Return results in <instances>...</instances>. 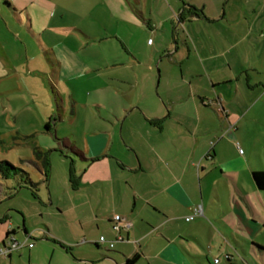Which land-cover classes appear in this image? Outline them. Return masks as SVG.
I'll use <instances>...</instances> for the list:
<instances>
[{"label":"crops","instance_id":"0c3cea01","mask_svg":"<svg viewBox=\"0 0 264 264\" xmlns=\"http://www.w3.org/2000/svg\"><path fill=\"white\" fill-rule=\"evenodd\" d=\"M89 1L99 9L103 5V0H0V83L6 76L16 83L14 89L0 94V113L7 109L4 96L15 92L13 102H22L21 93H26L25 104L41 112L42 119L32 117L36 135L56 117L52 105L58 99L60 104V82L92 71L66 41L68 34L88 37L79 23L70 20L80 15L84 19V13L93 9ZM118 1L105 0L110 15L118 14L121 22L132 25L134 15H144L139 0H121L125 9L120 15ZM135 2L139 8L133 7ZM163 7L170 12L168 19L176 16L173 31L182 35V47L176 45L170 55L182 58L179 65L191 62L180 67V73L171 72L175 75L171 83L168 72L175 63L170 57L165 64L160 61L163 91L158 97L149 96L146 108L138 104L126 112L127 132L124 137L121 124L119 147L127 155L119 160L131 176L132 204L121 217L131 228L120 230L114 239V244H122L124 263L102 258L108 264H127L135 255L133 264H212L206 252L215 251L223 261L214 259V264H264V202L260 199L264 191L252 179V173L264 172V0H165ZM187 27L191 28L188 35ZM174 38L179 40L172 34ZM147 66L150 71L155 68L152 61ZM22 106L13 111L15 116L22 114ZM50 131L51 126L43 133ZM98 135L86 139L78 152L82 170L78 186L71 189L99 185L100 200L106 195V184H112L114 195L116 160L107 144L112 135ZM243 175L249 177V191L241 183ZM89 203L91 199L83 206ZM197 208L202 212L199 216L194 213ZM188 217L193 219L186 221ZM6 218L0 217V241L8 236L15 239L14 230L4 227ZM107 221L112 228V218ZM22 228L32 247L0 258V264H35L32 238ZM42 236L48 239L47 232ZM79 244L102 247L85 239ZM196 244L205 253H198ZM23 250L28 251L26 258L20 255ZM84 258L82 263L95 264Z\"/></svg>","mask_w":264,"mask_h":264},{"label":"rangeland","instance_id":"374dc122","mask_svg":"<svg viewBox=\"0 0 264 264\" xmlns=\"http://www.w3.org/2000/svg\"><path fill=\"white\" fill-rule=\"evenodd\" d=\"M120 1L119 14L122 15L125 7ZM139 1L145 10L144 15H134L132 25L121 22L118 14L111 16L105 0L100 9V5L93 7L90 5L92 1L87 2L88 7L93 9L88 14L84 13V19L82 15L75 21L71 18L70 23H79L88 37L68 34L66 41L76 51L79 60L92 71L77 80L60 82V104L58 99L52 105L56 117H52L49 123L50 133H43L46 128L42 125L38 135L34 134L32 117L34 114L40 117L41 112L35 106L25 104L28 101L26 93H21L22 102H13L18 95L15 92L3 97L7 109L0 113V163L10 162L13 167L27 173L36 184L34 191L37 198H32L33 190L23 183L25 180L19 175L4 180L0 173V217L7 216L4 227L14 230L18 242L24 240V225L26 234L32 238L30 242L34 244V250L30 252L35 264H84L81 262L84 257L95 264H108L103 256L124 263L120 243L115 242L109 250L103 246L96 249L79 243L83 239L95 243L100 237L114 242L117 232L112 230L107 219L115 215L123 216L122 213L132 204L131 176L121 169L119 160L124 161L127 155L120 148L121 124L124 137L127 132L129 116L126 112L138 104L146 108L148 97H158L163 91L165 79L160 80V61L165 64L170 57L175 63L174 69L169 68L168 72L171 83L175 76L171 72L178 74L180 67L191 62L188 59L179 65L182 58L170 55L176 45L182 47V35L173 31L177 19L176 16L168 19L170 12L164 11L165 0ZM133 7L139 8L136 2ZM149 9L151 15L148 14ZM186 29L184 31L188 35L191 28ZM172 34H176L179 40L172 39ZM148 39L150 46L146 45ZM151 61L155 67L153 71L147 66ZM9 77L1 79L0 94L15 88V80ZM23 86L26 88V85ZM21 104L22 114L17 117L13 111ZM106 132L112 135L107 137L109 155H114L117 161H113L114 195H111L112 184H106V195L98 200L96 189L99 185L81 186L78 191H73L71 187L79 184L82 169L78 152L84 149L85 140L97 134L106 136ZM44 159L50 164L48 182L41 172ZM246 175L242 176L241 183L249 191V177ZM90 199L91 203L83 206ZM260 199L264 202V193ZM46 232L48 239L42 236ZM202 238L205 243L208 242L206 229L202 231ZM59 244L68 248L69 252H65ZM195 248L198 253H205L198 244ZM27 252L21 251V257L26 258ZM206 255L212 264L214 259L223 261L221 254L215 251L212 254L206 252Z\"/></svg>","mask_w":264,"mask_h":264},{"label":"built area","instance_id":"2783aa9c","mask_svg":"<svg viewBox=\"0 0 264 264\" xmlns=\"http://www.w3.org/2000/svg\"><path fill=\"white\" fill-rule=\"evenodd\" d=\"M150 43V41H149ZM241 153V150H239ZM195 216H199L202 214L201 209L197 208L195 211ZM193 217H188L185 220L190 221ZM131 228V223L123 219L121 216L115 215L112 218V229L116 232L120 230L128 231ZM120 239V238H119ZM29 238H25L22 242H18L12 236H8L5 240L0 241V258H6L11 253L16 252L23 247L27 246L29 248L32 247V244L28 242ZM99 246H105L107 249H112L114 247V242L106 241L105 238L100 237L97 241ZM217 263V261H215Z\"/></svg>","mask_w":264,"mask_h":264},{"label":"trees","instance_id":"16d2710c","mask_svg":"<svg viewBox=\"0 0 264 264\" xmlns=\"http://www.w3.org/2000/svg\"><path fill=\"white\" fill-rule=\"evenodd\" d=\"M192 12L194 13L195 11L192 10ZM45 128L46 129L49 128L48 124L45 126ZM42 165H43L42 166L43 167V176H44L45 180H47L48 176H49V167H50L49 162L46 159H44ZM0 173L4 179H8L10 177H14V176L19 175L20 178H23L25 180V182H23V183H25L28 188L33 190V196L36 197V193H35L36 191H34L36 184L33 183L29 179L27 173H25L21 169L13 167L8 162H1L0 163ZM70 175L72 176V173ZM252 179H253V182H254L255 186L257 187V189L264 191V172L260 171V172L252 173ZM137 257L138 256L135 255L130 260H127V264L135 263V261L137 260Z\"/></svg>","mask_w":264,"mask_h":264}]
</instances>
